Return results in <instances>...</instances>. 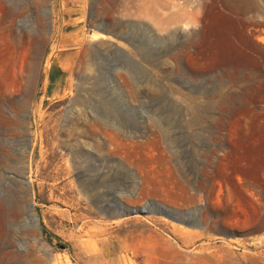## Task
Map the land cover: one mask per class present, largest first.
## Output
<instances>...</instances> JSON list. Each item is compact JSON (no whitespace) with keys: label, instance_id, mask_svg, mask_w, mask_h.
<instances>
[{"label":"rangeland","instance_id":"rangeland-1","mask_svg":"<svg viewBox=\"0 0 264 264\" xmlns=\"http://www.w3.org/2000/svg\"><path fill=\"white\" fill-rule=\"evenodd\" d=\"M167 1L0 0V262L264 264V0Z\"/></svg>","mask_w":264,"mask_h":264},{"label":"crops","instance_id":"crops-1","mask_svg":"<svg viewBox=\"0 0 264 264\" xmlns=\"http://www.w3.org/2000/svg\"><path fill=\"white\" fill-rule=\"evenodd\" d=\"M84 0H60L62 8L68 14L79 10ZM75 17V16H73ZM75 50L72 47H59L47 64L41 95L45 99H58L66 95L72 87V68Z\"/></svg>","mask_w":264,"mask_h":264},{"label":"bare ground","instance_id":"bare-ground-1","mask_svg":"<svg viewBox=\"0 0 264 264\" xmlns=\"http://www.w3.org/2000/svg\"><path fill=\"white\" fill-rule=\"evenodd\" d=\"M166 5H169V7H172L176 10H188V12L184 13L189 14H193L195 11L198 12L199 7L198 3H193V0H168ZM0 264H27V262L24 258H22L21 255H15L7 252L5 258L0 262Z\"/></svg>","mask_w":264,"mask_h":264},{"label":"water","instance_id":"water-1","mask_svg":"<svg viewBox=\"0 0 264 264\" xmlns=\"http://www.w3.org/2000/svg\"><path fill=\"white\" fill-rule=\"evenodd\" d=\"M140 210H142V211H143V210H145V209H144V208H140Z\"/></svg>","mask_w":264,"mask_h":264}]
</instances>
